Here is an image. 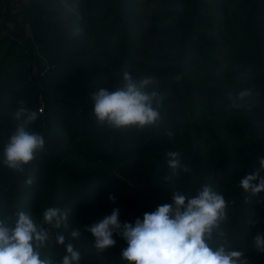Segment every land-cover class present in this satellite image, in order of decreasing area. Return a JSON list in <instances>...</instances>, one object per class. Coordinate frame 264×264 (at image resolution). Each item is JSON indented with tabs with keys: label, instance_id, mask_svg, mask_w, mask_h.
Segmentation results:
<instances>
[{
	"label": "trees",
	"instance_id": "16d2710c",
	"mask_svg": "<svg viewBox=\"0 0 264 264\" xmlns=\"http://www.w3.org/2000/svg\"><path fill=\"white\" fill-rule=\"evenodd\" d=\"M258 1L251 2L249 26L242 34L244 45L252 53L241 68L252 67L253 76L241 88L250 90L252 99L244 104L245 117L234 135L238 141L250 138L245 147L228 145L222 149L209 138L198 136L195 144L190 145L191 157L186 156L182 149L183 128L188 129L182 120L184 106L193 104L194 111L196 106H206L215 112V97L228 100L220 91L194 87L185 78L153 85L164 96L162 121L158 126L116 129L96 123L89 96L100 88L112 90L121 86L124 71L137 80L143 77L124 60L117 59L111 67L92 72L63 64L38 75L36 82L19 73L14 87L5 95L0 94V158L19 123L15 113L21 107L41 113L29 130L44 135L45 149L25 166L23 173L0 164V219L14 226L16 212L23 210L40 224L45 208L70 209L68 227L61 231L66 242L72 240L71 230L80 231V237L73 241L81 252L79 264H125L117 244L120 237H115V247L98 253L92 246L94 238L84 230L85 226L110 215L114 208H119L121 222L134 223L144 213L155 211L158 205L171 203L174 190L194 196L207 184L227 202L226 222L214 231L219 235L223 232L218 235L220 243L231 250L243 251L249 264H264V254L251 247L252 237L264 232V203H257V197H249L250 202H246L247 194L238 186L239 176L257 166V158L264 155V19H261L264 12ZM198 17L191 13L187 24L180 23L183 31L179 38L178 67L191 52L208 60L210 53L206 47L219 49L215 42L196 34L201 25ZM49 31L50 27L40 21L30 28L39 44L45 43ZM213 65H217L216 61ZM220 114L225 115L221 111ZM203 148L212 160L216 158L213 170L200 156ZM168 152H178L181 165L189 171L180 170L177 176H172L167 165ZM241 152L243 158L239 161ZM28 176L35 177L31 185L25 183ZM110 195L115 196L114 202ZM259 195L264 197V193ZM127 210L134 212L129 214ZM38 251L42 259L51 258L54 264H60L65 255L64 246L55 244L54 235L51 243Z\"/></svg>",
	"mask_w": 264,
	"mask_h": 264
},
{
	"label": "rangeland",
	"instance_id": "374dc122",
	"mask_svg": "<svg viewBox=\"0 0 264 264\" xmlns=\"http://www.w3.org/2000/svg\"><path fill=\"white\" fill-rule=\"evenodd\" d=\"M252 1L0 0V94L5 95L14 87L19 73L36 82L38 75L63 64L92 72L111 67L122 59L138 76L143 75L141 78L154 73V84L185 78L194 87L218 90L227 98L228 101L215 97V112L200 105L194 111L189 102L190 106H184L182 120L188 129L183 128L182 149L186 156L191 157L190 145L195 144L198 136L209 138L220 148L228 145L243 148L250 138L238 141L234 131L245 117L244 104L252 99V94L238 98L242 83L253 76L252 67L241 68L252 53L242 41L249 26ZM258 3L264 12V0ZM191 13L199 16L201 24L196 34L215 42L219 49L206 47L210 53L208 60L191 52L178 67L179 38L183 31L180 23L187 24ZM262 16L264 19V13ZM39 21L50 27L43 44L37 43L34 35L23 38L25 31ZM200 156L213 170L216 158L212 160L205 148ZM238 158L242 161V152ZM225 222L226 219L221 223ZM214 231L208 241L213 249L222 245L219 233L216 231L215 235ZM122 240L118 239L119 250L127 246Z\"/></svg>",
	"mask_w": 264,
	"mask_h": 264
},
{
	"label": "clouds",
	"instance_id": "9594fccd",
	"mask_svg": "<svg viewBox=\"0 0 264 264\" xmlns=\"http://www.w3.org/2000/svg\"><path fill=\"white\" fill-rule=\"evenodd\" d=\"M154 83L153 77L137 80L124 71L121 86L92 92L89 99L96 123L116 129L158 126L164 96L154 89ZM250 95L251 91L245 89L238 98ZM15 118L19 123L4 145L0 164L23 173L25 166L44 151L45 138L42 133L29 130L41 118L40 112L21 107ZM166 156L172 176L180 170L189 171L181 165L178 152H168ZM34 179L28 176L25 183L31 185ZM238 186L247 194L246 202H250L249 197H257V203H264V197L259 195L264 193V155L257 158V166L239 176ZM109 199L114 202L115 196L110 195ZM226 207L224 196L205 184L194 196L174 190L171 203L158 205L134 223L121 222L120 210L114 208L110 215L86 225L84 230L94 238L92 246L98 253L115 247V237L123 239L127 246L121 250L120 259L126 264H249L243 251L228 250L224 245L213 249L208 243L214 229L219 230L226 219ZM69 214L70 209L52 206L44 209L40 224L23 210L16 212L14 226L0 219V264H54L51 258L42 259L38 251L51 243L53 235L55 244L65 249L60 264H79L81 252L73 241L80 237V231L71 230L72 240L68 242L61 231L68 227ZM251 247L264 254V232L252 237Z\"/></svg>",
	"mask_w": 264,
	"mask_h": 264
},
{
	"label": "crops",
	"instance_id": "0c3cea01",
	"mask_svg": "<svg viewBox=\"0 0 264 264\" xmlns=\"http://www.w3.org/2000/svg\"><path fill=\"white\" fill-rule=\"evenodd\" d=\"M25 33H26V34H25L26 36H23V38H31V37H32V36H31L32 34H31V32H30V29H28L27 32L25 31Z\"/></svg>",
	"mask_w": 264,
	"mask_h": 264
},
{
	"label": "water",
	"instance_id": "95a60500",
	"mask_svg": "<svg viewBox=\"0 0 264 264\" xmlns=\"http://www.w3.org/2000/svg\"><path fill=\"white\" fill-rule=\"evenodd\" d=\"M44 118V117H43Z\"/></svg>",
	"mask_w": 264,
	"mask_h": 264
}]
</instances>
